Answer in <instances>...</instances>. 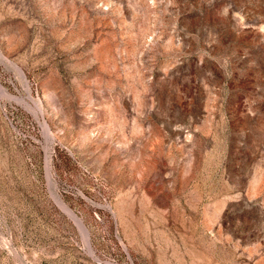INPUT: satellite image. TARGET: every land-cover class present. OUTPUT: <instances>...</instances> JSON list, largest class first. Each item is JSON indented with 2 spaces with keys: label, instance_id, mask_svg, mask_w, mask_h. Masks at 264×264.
Returning a JSON list of instances; mask_svg holds the SVG:
<instances>
[{
  "label": "rangeland",
  "instance_id": "obj_1",
  "mask_svg": "<svg viewBox=\"0 0 264 264\" xmlns=\"http://www.w3.org/2000/svg\"><path fill=\"white\" fill-rule=\"evenodd\" d=\"M0 264H264V0H0Z\"/></svg>",
  "mask_w": 264,
  "mask_h": 264
},
{
  "label": "bare ground",
  "instance_id": "obj_2",
  "mask_svg": "<svg viewBox=\"0 0 264 264\" xmlns=\"http://www.w3.org/2000/svg\"><path fill=\"white\" fill-rule=\"evenodd\" d=\"M18 67V66H17ZM21 74H23L22 70L19 68ZM26 79V77H25ZM65 205V204H63ZM65 210L71 215V217L76 221V223L79 225V227L82 229L85 237L87 238L88 235H87V230L85 228V225L84 223L82 222V220L67 206H65Z\"/></svg>",
  "mask_w": 264,
  "mask_h": 264
}]
</instances>
